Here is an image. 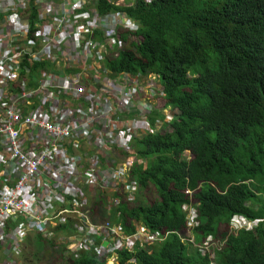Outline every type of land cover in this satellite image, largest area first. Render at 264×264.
<instances>
[{"label":"trees","instance_id":"trees-1","mask_svg":"<svg viewBox=\"0 0 264 264\" xmlns=\"http://www.w3.org/2000/svg\"><path fill=\"white\" fill-rule=\"evenodd\" d=\"M98 7L102 14L114 9ZM125 12L139 29L118 31L123 46L106 67L157 76L164 89L159 108H171L174 121L161 136L135 144L137 196L116 211L126 236L132 223L170 235L147 251L120 254L117 264H264V0H137ZM28 68L29 75L41 73L46 64ZM149 190L155 199L141 203ZM185 203L198 206L189 248L173 235L188 233ZM88 215L103 220L102 199L90 202ZM235 216L259 224L253 233H232ZM72 230L59 226L57 237ZM207 243L213 259L200 250ZM43 247L50 264H107L93 251L69 256L39 235L26 243L24 262L43 263Z\"/></svg>","mask_w":264,"mask_h":264},{"label":"built area","instance_id":"built-area-1","mask_svg":"<svg viewBox=\"0 0 264 264\" xmlns=\"http://www.w3.org/2000/svg\"><path fill=\"white\" fill-rule=\"evenodd\" d=\"M134 2L0 0V248L5 252L0 264H15L12 254L26 236L63 244L68 238L56 237V229L68 224V214L86 218L83 187L92 186L96 176L93 170L77 172L68 139L82 142L91 136L111 142L106 129L94 122H104L114 105L127 103L130 95L145 90L140 98L147 96V81L144 87L139 76L113 74L105 67L123 46L118 31L132 32L138 23L121 11L102 14L98 6ZM35 64L46 68L37 73ZM28 67L34 82L25 90L24 80L17 85L18 70ZM9 87L16 91L8 94ZM68 95L79 102L68 104ZM16 103L29 111L17 109ZM121 119H115L119 127ZM256 225L234 217L231 230L252 231ZM78 229L94 231L86 225ZM137 241L144 249L156 238Z\"/></svg>","mask_w":264,"mask_h":264},{"label":"bare ground","instance_id":"bare-ground-1","mask_svg":"<svg viewBox=\"0 0 264 264\" xmlns=\"http://www.w3.org/2000/svg\"><path fill=\"white\" fill-rule=\"evenodd\" d=\"M117 12V11H114ZM119 12V11H118ZM27 18V17H25ZM139 27L134 30L138 31ZM133 32V31H132ZM26 70H18L17 85H21V80H24V89L29 90L33 81L32 75ZM148 83V93L145 98H138L135 95H130L127 103H118L114 105V111L111 116L106 115L107 119L102 122H94V125L100 129L105 128L111 136V142H98L95 138L89 136L82 142H76L69 138L68 155L76 159L77 172L81 173L84 170H93L96 176V181L92 186L83 187L84 204L83 211L86 218H80L75 214H68V224L71 225L73 233L68 235V255L76 257L80 252L93 251L98 257L111 264H117L119 255L126 253L134 254L139 249L140 245L137 239L146 237L156 238L153 243L163 242L164 238L157 233L150 232L141 224L132 223L131 228L133 234L126 236L124 226L117 223L120 217L117 209L122 204L134 203L138 184L132 179L134 170L138 165L137 152L135 144L139 146V142L146 137L161 136L166 131V127L174 121L171 108H159V98L163 95L164 89L161 87V93L157 95L156 80H160L157 76L150 75L145 78ZM33 83V82H32ZM12 87H9L8 94L15 92ZM19 92V90H18ZM79 102L76 98L68 95V104ZM17 109L28 112V106L22 103L14 105ZM121 116L123 118V127H119L115 119ZM184 157L190 159V154L186 152ZM191 194L190 192H188ZM103 200L104 218L100 223L91 221L88 215L90 202L92 200ZM181 212L187 224L188 233L186 238H180L181 243L188 247L193 244V223L197 219L195 213L198 206L192 203H185L181 206ZM86 225L93 227V232L80 231L79 226ZM115 233L118 237L113 236ZM82 240L77 241V237ZM30 236H26L23 242L20 243L19 251L12 254V260L15 264H23V252ZM211 242V239L208 240ZM212 244H206L203 249L200 248L203 256L213 259L211 255ZM189 248V247H188ZM209 256V257H208ZM5 258V252L0 248V260ZM134 260L130 264H134Z\"/></svg>","mask_w":264,"mask_h":264},{"label":"clouds","instance_id":"clouds-1","mask_svg":"<svg viewBox=\"0 0 264 264\" xmlns=\"http://www.w3.org/2000/svg\"><path fill=\"white\" fill-rule=\"evenodd\" d=\"M137 1V0H136ZM136 2H134L133 3V5L135 4ZM132 5H128V3L125 5V6H122V7H119L120 9H123L122 11H121V13H123V14H126L127 15V17H129L130 19H132L130 16H128V14L125 12V8H128V7H131ZM110 7H113L114 9L112 10V11H114L116 8H118V7H114V6H110ZM112 11H110V12H112ZM133 21H135L134 19H132ZM136 22V21H135ZM137 23V22H136ZM139 25V24H138ZM139 27V26H138ZM106 62L107 61H105V67H106ZM106 69H107V67H106ZM108 70V69H107ZM109 71V70H108ZM111 72V71H110ZM111 73H113V74H115V72H111ZM126 74H129V75H131V76H134V77H136V76H139V79H137L138 80V82H139V84H143V86L145 87V81H146V79H145V77L144 76H142V75H139V73H137V74H130V73H126ZM143 92H145V90H143ZM143 92L141 93V94H139L138 95V97L140 98V97H142V95H143ZM235 217H239V216H235ZM234 218V217H233ZM232 218V219H233ZM239 218H242V217H239ZM232 219L230 220V226H229V230H230V232H232V233H238L239 231H241V230H239V231H237V232H233L232 230H231V221H232ZM244 219V218H243ZM246 220V219H245ZM247 221V220H246ZM247 222H249V221H247ZM255 222H257V225L253 228V230L252 231H247V232H249V233H253L254 231H255V229H256V227L258 226V224H259V221H253V222H249V223H255ZM242 230H244V231H246L245 229H242ZM31 235H33V234H31ZM30 235V236H31ZM35 235V234H34ZM56 237H57V234H56ZM62 238H65V237H62ZM67 239V238H66ZM56 242V241H55ZM57 243V242H56ZM62 246H64L65 248H66V251L68 252V249H67V244L66 243H63V244H61ZM153 244H151V245H149L147 248H144V249H142V250H145V251H147L148 249H150V247L152 246ZM221 247V246H220ZM219 247V248H220Z\"/></svg>","mask_w":264,"mask_h":264},{"label":"rangeland","instance_id":"rangeland-1","mask_svg":"<svg viewBox=\"0 0 264 264\" xmlns=\"http://www.w3.org/2000/svg\"><path fill=\"white\" fill-rule=\"evenodd\" d=\"M156 85H157V90L156 93L157 95H159L161 93V87H162V84H161V81L160 80H156ZM138 147V146H137ZM144 199H148L149 201H153L155 199V194L152 190H149L147 193H144L143 194V197H142V202L141 203H144ZM78 240V239H77ZM26 250V249H25ZM30 250L32 252L36 251V248H32L30 246ZM46 249H44V247L42 248V251L38 250L37 253L39 255V259L41 262V264H50L49 262V258H48V255L50 254V251H47ZM54 252H56L55 250H53ZM46 252V253H45ZM63 255H67L66 252L64 251ZM53 262H51L52 264ZM23 264H26L24 261H23ZM32 264H39V262H35V263H32Z\"/></svg>","mask_w":264,"mask_h":264}]
</instances>
